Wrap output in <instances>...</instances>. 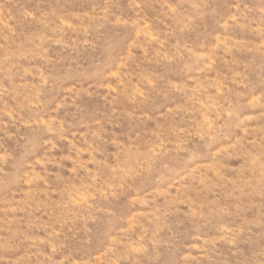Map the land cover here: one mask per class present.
<instances>
[{
    "label": "rangeland",
    "instance_id": "obj_1",
    "mask_svg": "<svg viewBox=\"0 0 264 264\" xmlns=\"http://www.w3.org/2000/svg\"><path fill=\"white\" fill-rule=\"evenodd\" d=\"M0 264H264V0H0Z\"/></svg>",
    "mask_w": 264,
    "mask_h": 264
}]
</instances>
